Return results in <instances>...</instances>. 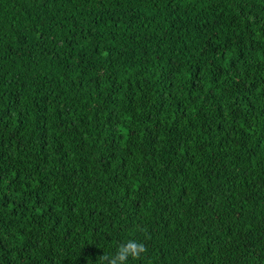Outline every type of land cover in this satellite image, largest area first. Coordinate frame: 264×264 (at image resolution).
<instances>
[{"label":"trees","instance_id":"trees-1","mask_svg":"<svg viewBox=\"0 0 264 264\" xmlns=\"http://www.w3.org/2000/svg\"><path fill=\"white\" fill-rule=\"evenodd\" d=\"M264 264V0H0V264Z\"/></svg>","mask_w":264,"mask_h":264},{"label":"clouds","instance_id":"clouds-1","mask_svg":"<svg viewBox=\"0 0 264 264\" xmlns=\"http://www.w3.org/2000/svg\"><path fill=\"white\" fill-rule=\"evenodd\" d=\"M147 252L145 244L131 235L121 242L111 256L101 255L104 264H129V261H138Z\"/></svg>","mask_w":264,"mask_h":264}]
</instances>
